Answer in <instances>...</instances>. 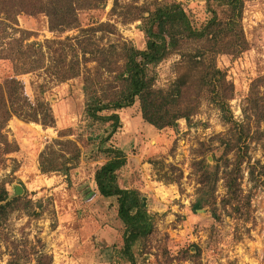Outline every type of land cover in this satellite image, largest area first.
Returning a JSON list of instances; mask_svg holds the SVG:
<instances>
[{
    "label": "rangeland",
    "instance_id": "1",
    "mask_svg": "<svg viewBox=\"0 0 264 264\" xmlns=\"http://www.w3.org/2000/svg\"><path fill=\"white\" fill-rule=\"evenodd\" d=\"M118 1L120 12L125 3L155 0ZM157 1L181 3L197 28L210 17L207 0ZM113 6L114 0H107L104 9L81 12L82 25L114 23L123 38L144 50L146 23H120L112 15ZM17 20L7 35H0V83L32 101L39 97L53 120L44 125L13 117L3 130L17 150L0 160V184L21 201L0 226V264H36L39 254L51 256L53 264H132L121 251L125 227L117 198L102 197L95 183L97 169L108 160L101 150L110 146L127 156L118 173L119 186L138 190L153 219L152 233L133 247L137 264H264V138L256 133L264 124L258 126L249 109L251 84L264 76V0H245L242 27L248 49L237 57H217L218 67L235 87L229 111L222 112L206 94L198 101L193 83L174 86L181 60L174 53L150 66L149 74L153 88L167 98L176 127L158 130L148 124L137 100L117 111L120 128L103 144L107 126L87 118L82 77L48 82L44 71L21 74L26 67L21 59L4 58V53L24 52L14 40L43 43L79 32L54 33L45 15L21 14ZM114 39L106 37L103 44ZM198 46L185 44L181 52H194ZM230 114L234 122L224 116ZM246 116H251L249 123ZM54 140L72 141L81 150L79 164L68 175L40 170V155ZM61 149L68 147L56 150ZM239 156L243 161L237 167ZM231 174L240 189L234 200L226 185ZM15 186L24 189L21 196H14ZM199 199L203 207L194 211Z\"/></svg>",
    "mask_w": 264,
    "mask_h": 264
},
{
    "label": "trees",
    "instance_id": "2",
    "mask_svg": "<svg viewBox=\"0 0 264 264\" xmlns=\"http://www.w3.org/2000/svg\"><path fill=\"white\" fill-rule=\"evenodd\" d=\"M106 4L107 0H0V14L4 16L0 21V35H7L6 29L17 25V17L21 14L45 15L50 31L54 33L79 32L74 37L45 40L43 43L24 44V38L14 40L24 48V52L15 56L4 53V58L21 59L26 66L21 74L44 71L48 82L63 83L82 77L87 118L107 126L104 130L107 135L100 141L102 144L109 142L120 128L117 111L132 107L137 100L142 117L148 124L158 130L176 127L177 119L171 115L167 98L153 88L154 79L149 74L150 66L160 64L174 53L181 56L174 86L184 87L193 83L198 101L206 94L222 112L229 111L228 104L235 96V87L228 81L227 73L218 67L217 57L221 54L237 57L248 49L242 27L245 0H207L210 17L198 28L192 24L181 3L155 0L138 5L132 1L125 3L124 9L118 12L119 1L114 0L111 12L120 19V23L136 20L146 23L144 32L148 40L144 50L137 49L123 38L114 23L99 21L87 27L82 25L81 12L101 10ZM111 36L115 39L103 44L106 37ZM188 43L199 46L194 52H181ZM249 109L257 125L264 124V76L251 84ZM224 116L234 122L231 114ZM13 117L44 125L53 120L48 104L39 97L32 101L15 91H7L0 83V160L17 150V145L11 144L3 134ZM249 121L251 116H246V122ZM256 133L264 138V130L259 128ZM57 146H67L68 150H56ZM239 150L242 151L241 148ZM101 151L108 160L95 173L97 190L104 198H117L118 217L125 227L121 251L130 257L132 264H137L133 247L152 233L153 219L138 190L119 186L118 173L127 164L125 152L112 146ZM239 158L237 167L243 161ZM60 159L64 162L59 163ZM80 159L81 150L74 142L54 140L40 155V170L43 174L63 171L68 175ZM226 185L228 195L234 200L240 189L232 174L226 178ZM20 201L21 198H11L6 186L0 184V226L18 210ZM203 204L201 199L197 200L193 210L201 209ZM212 212L218 218L215 208ZM7 264L20 262L10 260ZM36 264H53V258L39 254Z\"/></svg>",
    "mask_w": 264,
    "mask_h": 264
},
{
    "label": "water",
    "instance_id": "3",
    "mask_svg": "<svg viewBox=\"0 0 264 264\" xmlns=\"http://www.w3.org/2000/svg\"><path fill=\"white\" fill-rule=\"evenodd\" d=\"M24 193V189L21 186H15L14 187V196L18 197L21 196Z\"/></svg>",
    "mask_w": 264,
    "mask_h": 264
}]
</instances>
